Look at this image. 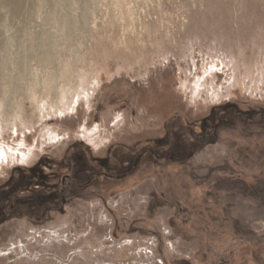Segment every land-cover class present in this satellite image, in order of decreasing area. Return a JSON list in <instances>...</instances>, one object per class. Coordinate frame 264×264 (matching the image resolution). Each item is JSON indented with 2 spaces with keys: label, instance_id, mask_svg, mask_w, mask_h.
I'll use <instances>...</instances> for the list:
<instances>
[{
  "label": "rangeland",
  "instance_id": "1",
  "mask_svg": "<svg viewBox=\"0 0 264 264\" xmlns=\"http://www.w3.org/2000/svg\"><path fill=\"white\" fill-rule=\"evenodd\" d=\"M4 192L0 264H264V0H0Z\"/></svg>",
  "mask_w": 264,
  "mask_h": 264
},
{
  "label": "trees",
  "instance_id": "2",
  "mask_svg": "<svg viewBox=\"0 0 264 264\" xmlns=\"http://www.w3.org/2000/svg\"><path fill=\"white\" fill-rule=\"evenodd\" d=\"M37 187H41L42 189L31 190V192H30L31 196L25 197L24 198L25 200L23 199L25 202L23 203V201H22V204H21V207L27 208L29 211H33L32 213L38 212V210H37L38 208L46 206L47 202L54 201L56 199H59V197H60L59 196L60 192L56 188L53 189L52 187H50L49 189H47V188H44L43 184H41V185L37 184ZM6 193H8V192H4L0 195V207L1 208H5L7 206L6 204H9V199H6V197H7ZM35 196H38V197L35 198ZM10 204L12 205L10 207V209L12 208L13 212H15V213L18 212L19 208L17 209V206H15V204H13L11 202H10ZM21 210H23V208ZM21 213H22V211H21Z\"/></svg>",
  "mask_w": 264,
  "mask_h": 264
},
{
  "label": "flooded vegetation",
  "instance_id": "3",
  "mask_svg": "<svg viewBox=\"0 0 264 264\" xmlns=\"http://www.w3.org/2000/svg\"><path fill=\"white\" fill-rule=\"evenodd\" d=\"M29 172L30 173L25 174V172L22 171L20 173L21 178L26 180L27 178L31 179L32 177H37L38 180L40 181L38 183L43 184L44 188L49 189L50 187H52L53 189L56 188V189H58L59 192H61V187H60L58 182L54 183L52 186H49L48 180L51 178L52 174H50V175L44 174L40 169L39 170L38 169H31ZM65 177H67V176H65ZM65 177H63V179H62L63 183L65 182V179H66ZM11 184H12V182H11ZM17 184L18 183L16 181V182H14V184L12 186L9 187V188H11V191H13V192L16 191V187L18 186ZM63 201H65V199Z\"/></svg>",
  "mask_w": 264,
  "mask_h": 264
},
{
  "label": "water",
  "instance_id": "4",
  "mask_svg": "<svg viewBox=\"0 0 264 264\" xmlns=\"http://www.w3.org/2000/svg\"><path fill=\"white\" fill-rule=\"evenodd\" d=\"M236 105H237L236 103L233 104L234 107H236Z\"/></svg>",
  "mask_w": 264,
  "mask_h": 264
}]
</instances>
